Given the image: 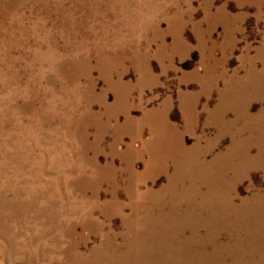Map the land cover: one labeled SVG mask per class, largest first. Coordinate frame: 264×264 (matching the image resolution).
<instances>
[{
  "label": "rangeland",
  "instance_id": "obj_1",
  "mask_svg": "<svg viewBox=\"0 0 264 264\" xmlns=\"http://www.w3.org/2000/svg\"><path fill=\"white\" fill-rule=\"evenodd\" d=\"M0 264H264V0H0Z\"/></svg>",
  "mask_w": 264,
  "mask_h": 264
},
{
  "label": "bare ground",
  "instance_id": "obj_2",
  "mask_svg": "<svg viewBox=\"0 0 264 264\" xmlns=\"http://www.w3.org/2000/svg\"><path fill=\"white\" fill-rule=\"evenodd\" d=\"M209 70H210L209 72L211 73L212 70L211 69H209ZM205 86H207V87H205ZM204 90L205 91L206 90H209V85L208 84H204ZM236 99H237L236 97H233V99L230 98V105H227L226 104L227 100L224 99L223 100L224 101L223 104H225V105L223 106L222 109H224V112L225 113L228 110H233L236 113V117H238V118H239V116L240 117H244V120L246 121L245 122V127L248 128V129H250L248 124H250V121H252L251 120L252 115H251L249 106L246 105V106H244L243 109H241V108L238 109L237 108V106H238L237 104L238 103H237ZM192 101L193 100L187 101V100L184 99V104H185V106L186 105L189 106V112L191 114L196 115V110H195L196 102L194 104V103H192ZM197 101H198V99H197ZM235 103H236V105H235ZM226 105L230 109H227V107H225ZM223 113L221 112L222 118L224 117L223 116ZM126 116H127L126 117L127 120L128 119L129 120H133V117H132L131 113L128 110L126 111ZM142 123L149 124L151 126L154 134H156L155 135L156 137H154L152 140L146 141L144 143V150L147 151V154L149 155L150 158L154 159V161L153 160L147 161L146 162V165H149L150 167L151 166L154 167L153 166V163H155L156 165H158V163L155 162L156 159H157V157H159L161 161H163V158L166 159L165 156L162 157V154L161 153H163V152L166 151V148H167V145L169 144V141H173L169 137V134L173 137V134H175L176 132L178 133V138L176 140V143H174V144H175V146H177L180 149H182V151L184 153V157H186L185 156V153L187 154V151L189 150V148L186 146V144L184 142V139L180 136L177 125L175 123L171 122L170 121V118L167 116L166 109H163L162 108L160 110V112L157 113V114H151V115L148 114L145 117V120ZM141 130H142V127H141ZM141 134H142V131H141ZM160 151H162V152L160 153ZM140 153L141 152H138L137 155H139ZM190 161H191V158L188 157L186 159V163L189 164V163H191ZM191 164H193V163H191ZM159 165L156 167L157 171H159V168H160V171L165 169V165L164 164L159 163ZM187 167H189V165H187ZM144 174L147 175V176H149L151 173L150 172H147V173H144ZM196 176L197 175H195L194 172H192L190 170V172L187 173L186 178L187 177L188 178L190 177V179H193Z\"/></svg>",
  "mask_w": 264,
  "mask_h": 264
}]
</instances>
